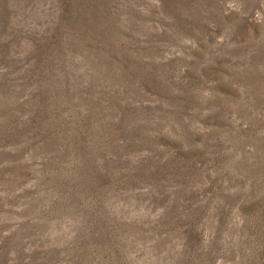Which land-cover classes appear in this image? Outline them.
<instances>
[{
    "label": "rangeland",
    "instance_id": "obj_1",
    "mask_svg": "<svg viewBox=\"0 0 264 264\" xmlns=\"http://www.w3.org/2000/svg\"><path fill=\"white\" fill-rule=\"evenodd\" d=\"M0 264H264V0H0Z\"/></svg>",
    "mask_w": 264,
    "mask_h": 264
}]
</instances>
